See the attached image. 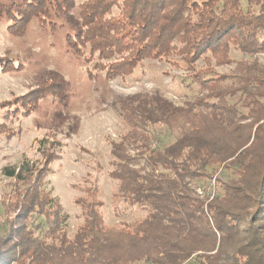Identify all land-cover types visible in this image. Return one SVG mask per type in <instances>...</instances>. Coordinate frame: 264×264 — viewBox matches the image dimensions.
Segmentation results:
<instances>
[{
    "label": "trees",
    "instance_id": "1",
    "mask_svg": "<svg viewBox=\"0 0 264 264\" xmlns=\"http://www.w3.org/2000/svg\"><path fill=\"white\" fill-rule=\"evenodd\" d=\"M56 16L73 28L70 49L88 48L112 78L171 52L190 72L205 54L219 65L231 48L264 51V0H0L9 34L21 35L33 18L55 28ZM235 63L230 75L192 72L198 92L183 106L129 98L125 122L139 137L111 142L110 176L113 204L144 213L132 222L108 225L100 199L83 201L82 223L68 237L67 216L43 187L58 156L51 144L45 153L44 138L41 166L23 158L4 167L15 183L3 211L15 214L0 224V264H264V69L256 58ZM8 69L17 68L0 56V70ZM46 74L12 103L22 114L45 95L66 101L67 82ZM163 130L171 140L159 138ZM216 173L215 190L198 195Z\"/></svg>",
    "mask_w": 264,
    "mask_h": 264
},
{
    "label": "rangeland",
    "instance_id": "2",
    "mask_svg": "<svg viewBox=\"0 0 264 264\" xmlns=\"http://www.w3.org/2000/svg\"><path fill=\"white\" fill-rule=\"evenodd\" d=\"M73 13L76 16L77 10ZM52 20L57 23L55 28L50 24L40 26L33 18L21 35L9 34L7 20H0V56L12 59L17 68L0 70V224L15 214L13 211L4 214L3 211L2 202L5 205L13 202L15 182L2 175V169L16 165L23 158L41 166L44 159L38 151V141L44 138L45 153L51 144L58 156L49 165L52 170L50 168L43 187L57 198L66 214L63 228L71 238L83 220L80 207L83 201L100 199L104 203L102 213L108 225L129 223L144 215L137 207L122 200L113 204L112 199L117 188L116 180L110 176L111 142L133 140L135 133L139 137V128L131 127L124 118L130 97L140 95L139 99L156 95L183 106L198 92V87L191 83L192 72L210 69L230 75L235 61L246 62L253 58L264 69V51L252 55L231 48L228 61L219 65L205 54L193 63L190 72L179 60V55L171 52L161 58L144 59L132 73L112 78L106 76L99 60L88 48L80 52L70 49L66 34L72 33L73 28L63 17L56 16ZM49 71L59 73L67 82L66 101L59 102V99L45 95L34 112L27 116L22 114L20 106L12 103L36 88ZM136 123L139 126L138 121ZM168 135L167 130L158 134L167 141L172 139ZM129 147L128 152L132 155L135 150ZM216 175L207 180V185L196 186L198 195L205 196L208 187L215 190ZM227 175L223 177H229Z\"/></svg>",
    "mask_w": 264,
    "mask_h": 264
},
{
    "label": "built area",
    "instance_id": "3",
    "mask_svg": "<svg viewBox=\"0 0 264 264\" xmlns=\"http://www.w3.org/2000/svg\"><path fill=\"white\" fill-rule=\"evenodd\" d=\"M207 191H209V188L207 189ZM211 191H213V188L211 189ZM203 192V191H202ZM207 193V192H206ZM200 194H202V193H200Z\"/></svg>",
    "mask_w": 264,
    "mask_h": 264
}]
</instances>
